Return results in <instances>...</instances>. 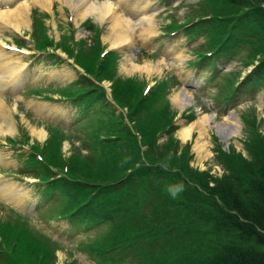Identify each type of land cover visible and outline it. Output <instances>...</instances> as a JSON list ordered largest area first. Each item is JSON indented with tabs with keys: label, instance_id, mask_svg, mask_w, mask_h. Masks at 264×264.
<instances>
[{
	"label": "trees",
	"instance_id": "16d2710c",
	"mask_svg": "<svg viewBox=\"0 0 264 264\" xmlns=\"http://www.w3.org/2000/svg\"><path fill=\"white\" fill-rule=\"evenodd\" d=\"M239 169L249 175L245 187L241 189L245 197H239V192L230 188L221 191L219 199L205 197L201 210L189 211V217L195 224L207 225V245L193 247V251L181 252L185 244L184 239L181 238L180 243L181 236L175 238V233L170 232L167 238L170 244L168 250L163 249L156 254L157 242H149L148 253L152 264H264V150L256 153L250 162L241 161ZM149 172L150 182L157 186H165L180 179L178 176L166 177L157 170ZM178 183L186 187L184 181L179 180ZM208 183L209 181L203 183V187ZM216 183L217 180L215 186ZM196 189L191 188L189 191L192 200H199L200 194L197 191H200L201 195V191H205L197 187ZM177 200V211L181 213L168 227L171 230L176 228L178 232L183 231L185 236L188 232L187 222L180 207L181 200ZM198 203L199 201L195 202L190 208L196 207ZM191 227L194 233L198 232L196 225ZM178 254L180 256H177ZM181 257L182 261L178 263ZM142 261L144 256L141 257L140 262Z\"/></svg>",
	"mask_w": 264,
	"mask_h": 264
},
{
	"label": "rangeland",
	"instance_id": "374dc122",
	"mask_svg": "<svg viewBox=\"0 0 264 264\" xmlns=\"http://www.w3.org/2000/svg\"><path fill=\"white\" fill-rule=\"evenodd\" d=\"M62 1L64 5H68L64 3L66 0H62ZM253 1L258 3L263 9L264 0H253ZM59 2L57 0H51L50 3H54V7L56 8ZM261 19L264 22V16H262ZM0 23H2L5 28L6 25L2 20H0ZM8 33H14V32L12 29L7 27L3 30L2 36L7 37ZM144 59L147 60L150 59L153 64L156 63L155 59H151L148 57L146 58L140 57L138 61L142 63ZM146 64H150V61L146 62ZM239 67L241 66L237 65L236 69H239ZM154 72H150V73L154 74L155 76H159ZM133 91H135L137 95V90L135 88L129 87V85L117 83L115 86V94L117 98L121 101H125L128 98L130 99V95L133 93ZM173 100H174V96H173ZM6 103L10 111L15 113L16 110L13 109L14 101L7 100ZM262 103L264 104V95L262 98ZM259 105H261V107ZM262 107H264V105H262L261 102L259 101L257 105L255 103H249L243 105L241 108L236 107L234 110H232L233 113H231L229 116L234 120L235 125H229V126L231 128H233L234 126L235 128L238 129L237 130L238 134L236 137L231 136V137L222 138L216 132L217 130L216 125L214 124L213 126L208 124L211 127L210 128L208 127L205 137V141L206 143H208L207 149L210 152V155H208L209 157L208 158L206 157L207 159H200L199 154L194 149V143L198 137V130H194L192 137H190L189 138L190 140L188 139L186 143L191 145V151L193 153L189 164H185L182 162L183 154L185 151L184 146L186 144L183 143L184 141L178 135V132L181 129V127H183L186 124H191L188 120H180V118L176 116V119H178L177 132L173 130L172 133L169 134L168 132L163 133L162 136L159 137L160 133L167 131V129L165 128L169 125V121L172 120L174 117L170 116L168 118L163 117V119L162 118L152 119V120H156V127L153 129V132L144 133L142 130H140L141 132L140 137L141 139H146V140L149 138L157 139L155 143V145L157 144V152L152 147V149L148 150L149 157L158 160L160 163L166 166H171V167L181 166L182 168H184V170H188V172H191L190 175L191 181H196V183L198 184L199 183L203 184L206 183V181H211V186L213 188L209 192H212L214 190L215 194H210L205 197L219 199L220 192L230 188L238 191L240 195L239 197H245L246 195L243 194L241 189L245 187L249 175L244 174L239 168L241 167V161L250 162L252 161L253 156H255L256 153H260L264 150L263 149L264 148V110L262 109ZM65 108L68 112V115L62 117V119L64 120L67 119V116H69V114H71L70 107L65 105ZM175 110L178 114L181 109H175ZM189 110L191 111L194 110V112H196L197 107L191 104L189 106ZM202 116H206V115L198 116L192 121L193 122L198 121L199 118ZM223 119H221V121L220 120L218 121L222 122ZM230 127H227L229 129L228 131H230L231 129ZM225 132H227V130ZM172 135L175 137V139L172 142L168 143V140ZM2 141H3V135H0V143ZM65 148H68V145H66ZM212 148L215 150V154L212 153L211 150ZM0 165L4 166L5 164L3 162ZM81 171L84 173H89V177L96 176L97 174L99 175L103 174L90 166L89 168L85 167L81 169ZM235 172L237 173L236 177L239 181H237L235 177L236 175ZM214 179L217 180L216 186L215 183L213 182ZM197 192L201 194L200 191ZM201 196L203 197V195ZM32 200H33V195L30 193V202L28 200H24L23 207L26 208L29 204H31ZM217 203H219V200L217 201ZM220 206L222 205L220 204ZM46 227L50 228L49 226ZM199 228H203V227L200 225ZM204 231H200L198 234L194 236L196 238L201 237V241L203 243H207L208 234L204 233ZM181 237L179 238L180 243L182 242ZM64 247L72 248V250H74L73 247L70 246L69 244H65ZM181 249H182L181 252L185 251L184 247H182ZM61 251H62V253H60L62 256L61 258H65V256H68V260L70 262L73 261L74 257L76 258V256L74 257L72 256L69 250H67L66 252L64 249H62ZM177 251H179V249ZM177 256L180 255L178 254ZM180 261H182V257L178 260V263ZM76 263L80 264L77 259H76Z\"/></svg>",
	"mask_w": 264,
	"mask_h": 264
},
{
	"label": "bare ground",
	"instance_id": "6f19581e",
	"mask_svg": "<svg viewBox=\"0 0 264 264\" xmlns=\"http://www.w3.org/2000/svg\"><path fill=\"white\" fill-rule=\"evenodd\" d=\"M14 0H0V19H9V17H13L14 23H9L15 29H19L22 25H26L27 17H26V10L30 4V0H20L19 5L16 7H11V3ZM39 0L33 1L38 2ZM67 1V0H66ZM65 1V2H66ZM84 1V0H82ZM93 6V9L89 8H82L80 10V15H85L87 12H94L95 10L106 14L112 9V4L109 1L101 2L100 5ZM127 23V20H124ZM118 37H121V34H117ZM3 41L0 40V89H4L6 84H9L10 87L14 88L16 84H18L22 79V71L20 69L21 64L17 63L15 65L13 58L11 55H6L4 50L2 49ZM18 62V61H16ZM145 70L147 71H157V67H154L150 64H145ZM0 100H2L0 98ZM174 101L179 105V108H182L185 103L184 101L179 98L177 95L174 96ZM3 102L0 101V128L3 132L10 131L12 128V122L8 114L6 113L5 107L2 108ZM188 105V104H186ZM209 118L208 116H202L199 118L198 121H195L191 124H186L178 132V135L183 141L188 140L192 137L193 131L198 130V137L194 143V149L199 154L200 159H207L210 155L209 150L207 149L208 143L205 141L206 132L208 127ZM218 121H214L216 125V132L222 138L224 137H231L237 136V128L233 126L231 128L229 125H235L234 120L230 116H226L222 122L217 123ZM230 127V131L227 127ZM227 130V132H225ZM207 157V158H206Z\"/></svg>",
	"mask_w": 264,
	"mask_h": 264
},
{
	"label": "clouds",
	"instance_id": "9594fccd",
	"mask_svg": "<svg viewBox=\"0 0 264 264\" xmlns=\"http://www.w3.org/2000/svg\"><path fill=\"white\" fill-rule=\"evenodd\" d=\"M170 191H171L172 195L175 196L180 191V188L170 189Z\"/></svg>",
	"mask_w": 264,
	"mask_h": 264
}]
</instances>
